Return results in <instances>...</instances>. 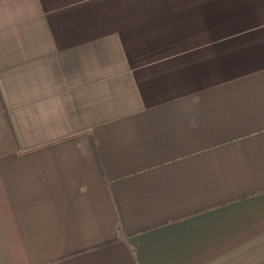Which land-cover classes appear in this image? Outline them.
Returning <instances> with one entry per match:
<instances>
[{"label":"crops","instance_id":"1","mask_svg":"<svg viewBox=\"0 0 264 264\" xmlns=\"http://www.w3.org/2000/svg\"><path fill=\"white\" fill-rule=\"evenodd\" d=\"M0 264H264V0H0Z\"/></svg>","mask_w":264,"mask_h":264}]
</instances>
